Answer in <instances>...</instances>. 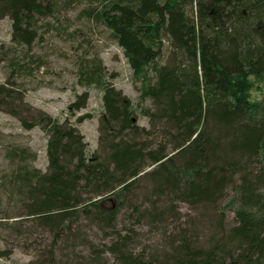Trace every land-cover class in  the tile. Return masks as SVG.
Masks as SVG:
<instances>
[{
    "label": "trees",
    "instance_id": "16d2710c",
    "mask_svg": "<svg viewBox=\"0 0 264 264\" xmlns=\"http://www.w3.org/2000/svg\"><path fill=\"white\" fill-rule=\"evenodd\" d=\"M96 1L100 5L87 14L124 51L141 84L140 102L153 106L142 111L150 127L138 126L133 102L102 81L101 64L85 69L83 78L103 91L105 159L88 155L74 127L40 117L49 135V171L22 169L13 180L15 191L32 200L26 216L55 233L45 263L55 264L59 240L82 218L112 236L122 203L113 210L104 199L131 194L147 179L153 189L147 197L171 204L161 208L159 200L144 197L148 207L135 210L148 219L173 212L176 224L175 202L214 207L233 190L227 208L236 224L226 229L223 211L203 243L183 230L162 261L144 260L126 248L128 237L117 234L108 249L116 264H264V102L252 94L264 84V0H196V17L192 0ZM58 10L59 0H0V20L9 18L13 39L26 46ZM9 92L0 85V97ZM88 98L79 96L71 107L81 110ZM79 235L66 238L70 250ZM90 256L81 264H104L99 251Z\"/></svg>",
    "mask_w": 264,
    "mask_h": 264
},
{
    "label": "rangeland",
    "instance_id": "374dc122",
    "mask_svg": "<svg viewBox=\"0 0 264 264\" xmlns=\"http://www.w3.org/2000/svg\"><path fill=\"white\" fill-rule=\"evenodd\" d=\"M192 1L196 17V0ZM99 5L96 0H59V10L54 17L44 19L39 37L30 46L15 42L9 18L0 20V85L10 91L0 97V264H46L44 253L50 251L49 245L54 240L51 228L26 216L32 200L15 191L13 180V175L22 169L49 171V135L38 122L40 117L45 115L77 129L84 137L88 155L102 159L107 156L99 128L104 113L103 91L83 78L85 69L101 64L102 81L133 102L138 126L150 127L142 111L152 110L153 106L149 100L140 102L141 84L134 81L124 51L111 31L87 14ZM16 64L24 68L16 69ZM86 93L89 98L85 107L74 110L72 104ZM252 94L264 102V84L256 85ZM84 116L89 118L78 123ZM152 191L146 179L140 180L131 194L120 199L105 198L103 206L109 209L115 210L122 203L113 235H105L82 218L71 233L59 240L55 264H81L94 251L101 253L104 264H116L108 249L117 241V234L128 237L129 251L146 261H162L171 253V243L180 242L183 230L192 241L203 243L212 236L217 217L223 211L224 227L230 229L236 224L235 213L227 208L235 197L233 190L214 207L173 203L178 212L176 224L171 222L175 219L173 212L166 220L156 221L135 210L137 206L148 207L144 197ZM147 199L159 200L161 208L171 205L163 198ZM75 230L80 238L75 242V250H70L66 238L76 235Z\"/></svg>",
    "mask_w": 264,
    "mask_h": 264
}]
</instances>
